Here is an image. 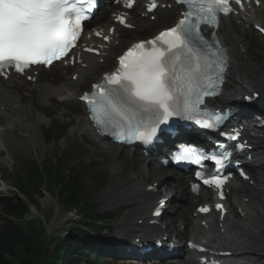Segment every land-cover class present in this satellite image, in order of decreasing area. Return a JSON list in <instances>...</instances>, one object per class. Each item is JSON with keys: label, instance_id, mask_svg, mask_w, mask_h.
Returning a JSON list of instances; mask_svg holds the SVG:
<instances>
[{"label": "snow or ice", "instance_id": "snow-or-ice-1", "mask_svg": "<svg viewBox=\"0 0 264 264\" xmlns=\"http://www.w3.org/2000/svg\"><path fill=\"white\" fill-rule=\"evenodd\" d=\"M177 3L185 5L186 11L175 27L153 40L134 44L119 57V68L93 85L91 98L89 94L81 97L88 102L96 123L117 140L150 141L174 116L195 120L206 128H215L222 119L198 118L203 115L199 105L204 97L217 94L215 89L226 66V60L211 50L200 25H215L218 12L228 14L229 0ZM95 6V0H0V67L14 65L22 72L30 64H50L65 56L80 35L81 22L89 18ZM127 6H132L131 0ZM155 6L151 3L149 11ZM117 20L124 23L122 17L117 16ZM226 155L205 156L185 146L174 159L197 165L212 159L220 166ZM204 182L219 187L223 180L212 175Z\"/></svg>", "mask_w": 264, "mask_h": 264}, {"label": "bare ground", "instance_id": "bare-ground-1", "mask_svg": "<svg viewBox=\"0 0 264 264\" xmlns=\"http://www.w3.org/2000/svg\"><path fill=\"white\" fill-rule=\"evenodd\" d=\"M177 9L178 8H171L170 10L158 9V11L154 13L157 15V24H160V22H158L160 20L161 23H163L164 13L168 16L172 15L176 17L178 13ZM140 12H142V10ZM110 19L112 20V18ZM110 19H106V25L111 23ZM130 22L139 29L144 25L147 27L152 25L148 19L141 17V14H133ZM168 22V25L162 27L169 26L172 20ZM253 22L264 27V2L260 8H255L254 12L248 10L246 13L222 19L220 22L217 33L229 50L230 64L226 73V81L223 85L224 91L218 99H215L216 104H228L232 97L240 94L242 96L256 93L259 99L264 100V65H254L238 51V49L243 50L244 48V52H246V47L250 45L247 33L250 32V30L254 31L252 28ZM231 24H233V27L229 29L228 26ZM117 31L122 32L124 30L118 29ZM256 33L259 35V38L263 37L258 32ZM113 38L114 40H118L120 44L116 47L119 51L128 45V42L125 44L126 41L122 39V34L118 37L113 35ZM116 48L110 45L107 52H114ZM81 57L84 58L83 61H85L86 56L82 55ZM98 60L99 59H86L88 67L86 69L76 70L78 73V79L76 80L72 79V75L74 74V72H72L69 74V78H67V74H64L63 83L56 88L49 87L37 89L40 92L39 101L45 106L44 104H47L53 98L52 96L58 95L66 101L67 104L80 106L74 96L79 94L77 89L84 87L86 81L97 80V67H102V65L98 63ZM107 60L108 59H105L104 61L105 65L108 64ZM62 71L64 72L65 69L62 68ZM12 86L13 83L11 81L0 82V119L2 120L0 122V151L2 150L5 152V156L0 159V164L9 162L6 158H10L13 161L14 153L17 150H37L39 144L38 133L36 134L35 132V126H39L41 120L35 118L32 114L33 105L31 102L26 105L22 102L24 101L22 95L12 93L9 88ZM66 88H69L68 93L70 94L66 92ZM229 93L232 95H229ZM64 114L65 111L61 112V117H64ZM242 121H245V119H242ZM78 129L94 142L100 143L103 148L112 149L110 143L102 142L100 138L94 135L86 121L85 114L78 116V120L71 132L73 133ZM262 130L264 129H261L259 132H263ZM244 136L254 144L256 150L264 148V135L261 137L251 136L249 131L246 130ZM256 154L257 153L254 155ZM129 163L130 167L126 165L127 163L121 166L114 165L111 167L110 170L113 172V175L116 174L115 179H112V182L99 196V199L104 200L105 206L113 207L119 204L120 207L126 209L120 220V224H117L115 236L124 235L127 231H130V226L133 224L134 217L143 216L148 212L149 206L152 205L154 201L153 196L150 192L143 193L140 192V190L143 189L145 185L144 180H147L149 177H155L154 175H156L157 178L154 179V181L157 182V189L159 192H162L164 182L169 181L170 191L173 196L178 197L177 200L179 201V205L175 208V214H182L183 212L188 214V210L192 203L195 200H199L188 193L184 184L185 178L175 177L174 174H169L166 169L158 165L149 168L148 158L138 157L137 159L131 160ZM124 170L132 174L127 178L124 174ZM252 178L256 182L255 186H250L246 182H241L231 187V194L236 197L238 207L243 208L245 216L240 217L236 209H233L234 206L230 202L226 203L228 214L222 226L227 229V235H221L219 233V228L216 226V221L213 220V217L208 218L209 229L207 231H202L199 226L196 227L194 224H191V220L187 223L185 231L192 237H198L202 234L205 241L208 242L213 239V243L221 244L223 250L252 254L256 256L257 260L264 259V172L260 177L252 173ZM126 179H128V181H126ZM258 186H262L261 191L258 190ZM253 187L255 190L252 189ZM245 198L248 200L245 201ZM258 208L260 210H258ZM253 230L257 231L258 234L254 235ZM205 234H209L210 237L207 238ZM181 260L182 264H195L190 257H184Z\"/></svg>", "mask_w": 264, "mask_h": 264}, {"label": "rangeland", "instance_id": "rangeland-1", "mask_svg": "<svg viewBox=\"0 0 264 264\" xmlns=\"http://www.w3.org/2000/svg\"><path fill=\"white\" fill-rule=\"evenodd\" d=\"M163 16H164L165 22L163 21V23H161V20H160V21H158V22H160V24H157V21H156V22L152 23V25L148 26L147 29H149L152 26L162 27V26L168 25V23H169L168 21H171L172 18L165 13L163 14ZM228 27H229V29H232L233 24L229 25ZM142 30H144V29H142ZM154 30H156V28L151 29L149 31V33L154 32ZM123 34L124 33H122V35ZM247 34H248V37H250L251 35L254 36V37L248 38L250 45L248 47H246V49H247L246 52H242V50H240V49H238V51L240 52V54L243 57H246L247 60L251 61L254 65H257V64H259V66L264 65V42H262L263 38H259V35H257V33L252 31V30H250V32H248ZM258 38L261 41H258L259 40ZM234 47H235V45H234ZM250 52H252L256 56H254ZM107 62H108V60H107ZM90 75H92V74H90ZM68 90H69V88H66L67 93H68ZM52 104L50 105L51 107L50 106L48 107L49 108L48 110L51 109V114H50L51 118L54 119L53 122H51L50 126L53 125L54 123H58L59 125H64V126H66L67 124L73 125L74 121L76 123V121L78 120L77 116L81 115V113H82V110L79 108L80 106H74L73 104H66L67 106H70L68 108L65 107L66 110L69 112V115L67 117H64V118L62 117L61 118L62 120H61L60 119L61 108L59 110H57V108L52 110V108H54V106ZM71 107L74 108L75 111H73ZM63 111H65V110H63ZM34 114L36 117L39 116L38 118L43 119L42 115L40 113H38L37 110L34 111ZM65 114H66V112H65ZM65 114H64V116H65ZM40 127H41L40 129L38 127H36V130H35V132L37 131V133L39 135L38 138L40 140V142H39L40 149L37 150V152L29 151V150H27V152L26 151L16 152L14 154L13 168L10 169L9 171H7L6 176L10 177L9 173H14V174L17 173L21 176V175H23L25 160H34L37 163H39L44 157L48 158L49 156H51L54 153H57L60 156V155H66V154H71V153L75 152L74 157H81L83 155L88 160V163L90 165H93L94 161H96L95 158L97 157L96 175L98 178H104L105 182L102 183L101 189H99L98 192L95 194V196L93 198V203L97 206V210L100 212L113 210L110 208H106L109 206H105L104 200H102V199L100 200L98 197L102 193L103 188L108 183L110 184L112 182L111 173L113 176L112 179H115L116 174L113 175V172L110 173V167L113 164H117L120 162L118 158H116V159L114 158L115 153L117 151L107 152L104 149H101L99 151V148L95 147L97 145L92 140H89L85 136L79 135V134H76L74 137L67 136L66 142H64V143H63L62 139L57 140L56 142H50V143L47 142L46 143V141L41 137L42 132L43 133L46 132V128H44L45 126H43V124H41ZM52 128L53 127H51L49 130H52ZM69 129L70 128H65V131L61 135H63V137H64V135L69 134ZM52 132H54V130H52ZM52 136H53V133H52ZM115 150H116V148H115ZM122 155L127 157V155H124V154H122ZM31 156L34 159L31 158ZM77 163H80V160L77 161ZM5 165L6 164L3 165L4 170H6ZM126 165L128 167H130L129 162H127ZM124 174L128 178L132 173L127 171V170H124ZM154 176L155 177H149V178H153V179L157 178L156 175H154ZM148 179H147V181H151ZM126 181H128V179H126ZM107 186L105 187V189L107 188ZM259 187H260L259 190L261 191L262 186H258V188ZM252 189L255 190L254 187ZM39 191L41 193L36 194L34 197V200L37 201V204L39 207L36 208L32 205H28L27 215L23 219H19L16 221L23 228V230L25 232L28 231V227H30L29 221H33L32 226L34 228H36L37 231L39 232L38 233V235L40 236V241H39L40 248H39V250H41L42 254L38 250V255L36 257H34V260L32 262L33 264H45V262L46 263L52 262L54 259V256L58 253L56 251L57 246H58V244H57L58 241L64 237V235L66 234V230L75 228V226L77 225V221H78L77 219L80 218V211L73 209V208H66V206L62 205L61 202H59L58 199L54 195L50 194L46 190L40 189ZM12 193H14V192H13L11 187L0 186V198L11 195ZM258 210H260V209L258 208ZM262 211H263V209H262ZM176 215H178V214H176ZM117 224H120V221H118ZM253 232H254V235L258 234L257 231L253 230ZM186 233H188V232H186ZM113 264H121V263L120 262H114ZM180 264H182V260H181ZM183 264H186V263H183Z\"/></svg>", "mask_w": 264, "mask_h": 264}, {"label": "trees", "instance_id": "trees-1", "mask_svg": "<svg viewBox=\"0 0 264 264\" xmlns=\"http://www.w3.org/2000/svg\"><path fill=\"white\" fill-rule=\"evenodd\" d=\"M87 178L88 175L62 163L56 166L28 165L26 176L15 182L19 195L0 199V264H33L34 257L38 255L40 236L32 226L33 221H29L30 227L26 232L16 221L27 215L28 205L39 207L34 197L41 193L40 189L54 195L66 208L80 211L82 219L75 228L77 234L59 240L58 253L52 262L45 264H60L68 242L74 249L68 264H77L75 259L80 257L84 264H96L83 255L89 249L83 246L82 238L88 236L89 231L97 229L94 223L99 217L90 199L91 189L87 187ZM39 252L42 254L41 250ZM90 257H93V253Z\"/></svg>", "mask_w": 264, "mask_h": 264}]
</instances>
